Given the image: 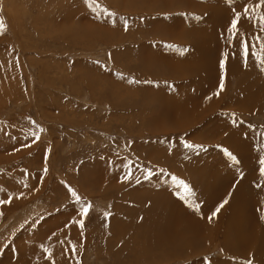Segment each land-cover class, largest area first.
<instances>
[{"label":"rangeland","instance_id":"rangeland-1","mask_svg":"<svg viewBox=\"0 0 264 264\" xmlns=\"http://www.w3.org/2000/svg\"><path fill=\"white\" fill-rule=\"evenodd\" d=\"M256 3L0 0L6 24L0 34V200L12 197L10 204H0V264H25L27 256L16 257L18 248H41L44 241L48 246V239L58 235L63 243L55 241L60 249L51 251L55 259L52 255L49 264H246L248 259L255 264L253 253L244 258L223 249L227 204L211 221L218 205L199 207L204 200L209 205L208 182L231 172L233 178L220 185L223 190L217 187L215 196L219 204L235 199L240 168L227 154L234 156V133L254 126L264 147V30L242 15L245 28L234 39L228 31L232 9L242 12ZM209 6L221 8V20L214 21ZM203 34L219 46L207 53L205 61L214 59L208 63L206 52L197 54L190 45ZM241 38L250 46L247 59ZM182 48L188 51L181 54ZM155 52L168 61L151 68L143 58ZM222 74L225 87L217 97ZM239 87L254 98L239 94ZM33 133L40 137L35 143ZM185 143L203 147L189 149ZM201 172L213 173L211 180ZM173 177L191 192L185 194ZM252 183L243 187L246 199L264 198L262 185ZM68 187L81 203L92 205L82 230L71 223L80 219L81 205ZM151 191L162 199L157 213L170 215L163 232L177 234L175 244L155 242L156 229L146 228L152 222L156 227L146 211L151 199L137 196ZM173 209L187 216L180 225ZM247 228L243 225L244 234L252 235L251 225ZM263 229L252 235L258 246ZM39 230L43 234L35 240Z\"/></svg>","mask_w":264,"mask_h":264},{"label":"bare ground","instance_id":"bare-ground-1","mask_svg":"<svg viewBox=\"0 0 264 264\" xmlns=\"http://www.w3.org/2000/svg\"><path fill=\"white\" fill-rule=\"evenodd\" d=\"M165 5H166L167 9L170 7L169 4H167V3H165ZM209 7L212 8L211 17L214 19V21L221 20L220 15H223L221 8L220 7L217 8L215 6H213V7L209 6ZM263 10H264V8L260 9L261 12H263ZM239 23L241 24V26L239 27V30H243L245 28V23H244L243 18L240 20ZM193 38H195V37H193ZM199 40L200 41H197L196 39H192L191 44H190L191 49L193 48V50L197 54H200L201 52H206V54H204L205 56L203 57V60L205 61L209 56L207 53L214 54L213 52L215 51V48L217 49L219 46L214 45L212 43H209V40H207L204 37V34L199 36ZM212 45H213V47H212ZM155 54L156 55H151L150 53H146L144 58H143L144 63L148 64V65L150 64L151 68H154L153 66L156 67L157 65L168 61L166 57L157 56L158 53H156V52H155ZM211 60H214V59L211 58ZM211 60L209 59V61H211ZM209 61L207 60L205 62L208 63ZM234 68L236 69V72H237L238 69L236 67H234ZM161 74L164 75L162 72H161ZM165 75H167L166 77L168 78L169 68L167 69V73H165ZM244 83H247V82H244ZM253 83L256 84V82H253ZM242 88L243 87L238 88L239 94H243L244 96L254 98L253 94L250 92V90H245L244 88L243 89ZM236 98L239 99L240 97L237 95ZM161 99H165V96L161 97ZM173 100H172V102L175 103ZM246 102L247 101H244V103H246ZM170 103L171 102L167 103L166 105H168ZM243 104H241V105H243ZM253 127L254 126H252V129H248V132L246 129H244L243 131H240L239 133L238 132L234 133L233 140L231 141V144H232L233 150H234V156L236 157V161H239V163L233 161L232 165L235 167L238 166V168H240V170L236 171V173H235L236 179L238 181L237 187L234 188V189H236V193L234 195L235 199L229 198L228 204L225 206L224 224L226 225L225 226L226 228L224 230L225 234H223V240L221 241V244H222L223 249L225 251H228L229 253H233V254L235 253V255H237L238 257H244L250 253H253L252 254L253 262L255 264H264V239H262V241L260 242L261 246H258L255 244V242L253 243L251 241V239H253L252 235L256 233L257 229L264 227V222H261V220H262L261 217L264 216V203H262V202H264V198L263 197H255L254 200L253 199L251 200V197H250L249 199H246L247 194L244 192V189H243V187H245L248 183H252V182L262 185V189H264V176H261L260 171H259V169H260L259 161L261 158H264V147L261 145V139L259 138L258 133H257V132H259V134H260V131H256ZM110 174H112V173L110 172L109 175ZM212 174L213 173L209 172L206 176H204L205 172L204 173L201 172V175L203 176V179L206 182H207V180H211ZM84 177H83V179L85 180L86 177L85 178ZM214 178L217 179L218 177L214 176ZM214 178H212L213 182H208V183H210L211 190L213 192L210 195V197H208V196L205 197V199L208 200L209 205H206L205 204L206 200H204V204L202 205V207L198 206L200 208V210H205L207 207H208V210H210V209H213L215 204H216V206L219 205V199L216 200L215 195H219L220 190L224 187V186L220 187V185L226 184V181L232 179L233 177H232V172H231V173L223 175L221 178H218L215 181H214ZM205 184L208 185L207 183H205ZM206 185L204 186V188L206 187ZM252 186H255V185H252ZM217 187H220L221 189L218 188L217 190H215ZM255 189L257 191L259 190L258 188H255ZM205 190H210V189H205ZM203 191H204V189H203ZM3 192H4L3 190L0 191V198L3 196ZM221 192H223V191H221ZM257 193L259 194L260 190ZM158 194H159L158 191H151L148 193L139 194L137 196L138 198H139V196H143L144 199H146L148 197H150V199H151V205L147 208L146 211H148V213H150L149 215L151 217L153 216L157 228L154 227L153 222L149 223V224L147 222L148 226L146 228L153 227L156 229L155 234H153L155 236V237L153 236L155 242L162 241V243H163V241H168V242L175 244V240L177 238H179L178 235L177 234H170V233L165 234L163 232V227L165 226L166 219L169 218L170 215H169V213L165 214V215H161V213L160 214L157 213V207L162 206V204H161L162 199L158 198ZM211 197H212V199H214L213 204H212L213 200L211 201ZM155 198H156L157 203L153 201ZM260 199H262V200H260ZM152 201H153V204H152ZM187 201H189V200H187ZM10 206L11 205H6V207H10ZM257 207L260 209L261 212L255 211V209ZM163 209H165V208H163ZM177 209H179V208H177ZM243 210H244V214L241 213V211H243ZM146 211L144 210L143 212H146ZM172 211L175 212V214H173V217L175 216V218H174L175 225H178V224L180 225L182 223V221L184 219H186V217H187L185 214H183V212L179 213L178 210H174V209ZM145 219H147V218H145ZM185 224L191 225V223H185ZM185 224H184V226H185ZM243 225H245L248 228L251 225V229L250 228L249 229L252 231L253 234L252 235L250 233L244 234ZM191 226H192V229L194 231L197 229L194 225H191ZM143 227H145V225H143ZM40 231L41 230H39V233L37 235L34 234L35 235V236H33L34 239H35V237L41 236L42 231H41V233H40ZM157 232H159L163 236L159 235ZM258 233H259L258 236H260V238H263L262 237L263 232L262 233L258 232ZM150 234H151V232H150ZM164 235H165V237H164ZM174 235H176V236H174ZM58 236H56V237H58ZM64 237H65V235H64ZM55 238L52 237V238L48 239V241H47L48 246L45 244V241H44L43 242L44 244H42L43 247L41 246V248H39V247H33L32 248L30 246L31 244H28V246L24 245V247H20L17 249L16 257L23 258V260H24V258L27 256L28 261L24 262L25 264H31V263L32 264H35V263L36 264H49V259L46 256H44V254H45L44 248H48L50 251H54V247L56 249V246H57L55 241H58ZM38 244H39V242H38ZM34 245H32V246H34ZM57 248H59V246H57ZM249 249H252V251H248ZM59 251H57V252H59ZM61 253H63V252H61ZM54 254H55V252H54ZM52 255H53V253H52ZM58 255H59V253H58ZM7 257L8 256H6L5 258H7ZM53 258L55 259L54 255H53ZM244 258H246V257H244ZM3 260H5V259H3ZM23 260H22V263H23ZM30 260H31V262H30Z\"/></svg>","mask_w":264,"mask_h":264},{"label":"snow or ice","instance_id":"snow-or-ice-1","mask_svg":"<svg viewBox=\"0 0 264 264\" xmlns=\"http://www.w3.org/2000/svg\"><path fill=\"white\" fill-rule=\"evenodd\" d=\"M90 2L91 3H95V0H90ZM231 2H232V0H229V3H231ZM261 8H264V0H259V3H256L255 5H245L243 7V11L242 12L241 11H237V10H235V8H233L232 9L233 18L231 19L230 27L228 29V31L231 33L230 39H234V38L237 37L238 32H239L238 24H239V22L241 20L242 15L244 17H247L249 20H257L259 22V24H260L261 29L264 30V12L259 11V9H261ZM112 15H114V13H109V16H112ZM121 19L124 20V28H125V30H127L128 29L127 20L124 19L123 17H121ZM5 30H6V24H5L4 20H3V18L0 17V34H3ZM240 45H241V48L243 49L244 57L247 59L248 55H249V51H250V46H249L248 42L245 41L243 38H241V40H240ZM166 47H168V48H177V46L173 45V44L166 45ZM178 51L181 54H183L184 52H187L188 49L187 48H182V49H178ZM225 56H227V54H225ZM262 63H264V62H262ZM220 68H221L222 73H223L224 70H225V60H223V59L220 61ZM262 71H264V68H262ZM118 75H121V78H123L122 74H118ZM128 82L129 83H139L140 81L129 80ZM145 83H151V81H145ZM224 87H225L224 75L222 74L221 75V79H220V83H219V90L216 93H214V95H216L218 97L220 95V92H222L224 90ZM208 99H211V97H208ZM33 137H34L33 143L38 141L39 138H40L39 135H37L36 133H33ZM23 147H31V145L25 144V145H23ZM184 147L189 148V149H193V148L202 149L203 146L202 145H194V144H191V143H185ZM17 151H19V149H17ZM225 151L227 152V150H225ZM227 154L233 161L239 163V161H236V157L233 156L231 152H227ZM259 163H260V169H259L260 174H261V176H264V158H261ZM43 171L46 174L48 169L45 168ZM161 171H163V170H161ZM149 174H150V172H149ZM128 178H129V176H125V179H128ZM173 181L177 182L175 177H173ZM137 183H139L138 179H137ZM177 183H178V186L180 188H182V190H183V192L185 194H189L191 192V189L189 188V185L186 184L184 181L181 180V181H178ZM257 187H260V185H257ZM0 191H2V189H0ZM68 192L70 193L71 197L78 204L81 205L80 209H79V212H78V215H79L80 219H74V220L71 221V223L78 225L80 227V229L82 230L85 227V218L88 217L90 209L92 208V205L90 203H86V202L85 203H81V197L78 195V193H77V191L75 189H73L71 187H68ZM23 195H24V193H20L19 196H17L16 198L17 199L22 198ZM11 202H12V197L11 196L8 199H6V200H0V204H10ZM226 204H228V199H224L215 208V210L211 213V216H209L208 219L211 221V219L213 217H216L217 214L221 211V209L224 208V206ZM0 215H2V213H0ZM106 215H109V214L106 213ZM261 219H264V216H262ZM65 227H69V225L66 224ZM53 235H55V233H53ZM81 235H83V232H81ZM61 243H63V242H61ZM42 247H43V245H42ZM0 250H2V249H0ZM44 251L47 253V258L49 260H51L52 259L51 251L48 248H44ZM71 251L75 252L76 251L75 247H72ZM52 264H55V262L52 261ZM246 264H252V260L248 259Z\"/></svg>","mask_w":264,"mask_h":264}]
</instances>
